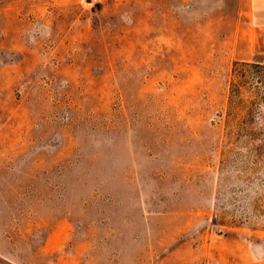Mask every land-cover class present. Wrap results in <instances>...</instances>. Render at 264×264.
I'll use <instances>...</instances> for the list:
<instances>
[{
  "label": "rangeland",
  "instance_id": "1",
  "mask_svg": "<svg viewBox=\"0 0 264 264\" xmlns=\"http://www.w3.org/2000/svg\"><path fill=\"white\" fill-rule=\"evenodd\" d=\"M242 20L239 0H0V264H264Z\"/></svg>",
  "mask_w": 264,
  "mask_h": 264
},
{
  "label": "crops",
  "instance_id": "2",
  "mask_svg": "<svg viewBox=\"0 0 264 264\" xmlns=\"http://www.w3.org/2000/svg\"><path fill=\"white\" fill-rule=\"evenodd\" d=\"M239 10L244 32L237 36L238 60L264 65V0H239Z\"/></svg>",
  "mask_w": 264,
  "mask_h": 264
},
{
  "label": "trees",
  "instance_id": "3",
  "mask_svg": "<svg viewBox=\"0 0 264 264\" xmlns=\"http://www.w3.org/2000/svg\"><path fill=\"white\" fill-rule=\"evenodd\" d=\"M245 65H247L248 67L252 68L254 71H256L257 73H260L264 75V65L262 64H257V63H243ZM262 103L264 104V99L261 100ZM244 127L241 129V132H243L244 130H246V128L244 129Z\"/></svg>",
  "mask_w": 264,
  "mask_h": 264
}]
</instances>
